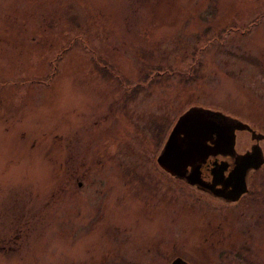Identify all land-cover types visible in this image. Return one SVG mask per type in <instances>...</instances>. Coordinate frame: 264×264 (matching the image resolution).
<instances>
[{"label":"rangeland","instance_id":"obj_1","mask_svg":"<svg viewBox=\"0 0 264 264\" xmlns=\"http://www.w3.org/2000/svg\"><path fill=\"white\" fill-rule=\"evenodd\" d=\"M189 107L264 133V0H0V264H264V164L230 208L156 164Z\"/></svg>","mask_w":264,"mask_h":264},{"label":"water","instance_id":"obj_2","mask_svg":"<svg viewBox=\"0 0 264 264\" xmlns=\"http://www.w3.org/2000/svg\"><path fill=\"white\" fill-rule=\"evenodd\" d=\"M245 126L250 127L245 121L228 117L221 110L189 107L170 127L155 158L156 164L172 177L206 190L216 198H219V189L215 186L218 182L221 185L234 186L226 195L233 199L246 189L249 170L264 161L260 149L252 147L251 150L239 154L232 169L222 178L214 170L209 183L199 180L198 166L208 154H215V147L221 144L230 151L235 136L234 128ZM187 166L188 172L185 171ZM168 264L187 263L175 257Z\"/></svg>","mask_w":264,"mask_h":264},{"label":"flooded vegetation","instance_id":"obj_3","mask_svg":"<svg viewBox=\"0 0 264 264\" xmlns=\"http://www.w3.org/2000/svg\"><path fill=\"white\" fill-rule=\"evenodd\" d=\"M242 129L245 130L247 134H249V140L247 144H245L242 147V150L237 149L236 146L234 145L235 144V136H234V141L232 143L233 146L230 149V151L226 150V146L223 144H221L219 147H215V154H208L198 166V177L201 182L209 183L212 179V172H214V170L217 172V176H220L221 178L224 177L232 169V166L234 165L235 159L238 157V155L241 154L242 152H247L251 150L252 147H256L258 149L260 147L261 155L264 157V149L259 143L260 141L262 144L264 143V133H258V130H256L255 128L251 126L250 127L245 126ZM206 143L211 145L209 141H206ZM261 164H264V161L260 163L256 168L250 169L247 174V177L251 173H253L255 170H257ZM185 171L186 172L189 171L188 166L185 168ZM176 180L182 183L181 185L183 186L186 185L190 187V189H193L194 191L199 192L201 197H207V199L212 198L213 200L220 202L221 208L223 207L230 208V207L238 206V204H241V203L249 204L253 201V199L246 197V195H249L251 192V188H249V181H247V184L245 187L246 189L242 193L237 195L235 198L230 199V198H227L226 196L227 194H229L230 191H232L231 190L232 187H230V185H221L218 182V184H216L215 186L218 187L219 189V198H216L212 196L208 191L199 189L195 185L187 184L182 179H176ZM196 196L198 198L199 195H196ZM260 200L262 201L264 200V198H260ZM254 220L251 222L252 224H256L257 228H261L264 225V219L258 220L256 217V219ZM242 224L243 225L241 227L244 229H246L249 226V223H246V222ZM228 242H229L228 243L229 246H234V244L231 243V241H228ZM237 242L239 244V240H237ZM240 242L241 243L238 245L236 252L239 253L242 262L244 264H254L252 263L250 257L247 258L248 262L246 263L247 261V260L245 261L246 258L242 257L241 253L239 252L242 246L247 245L248 248H251V243L249 241V238L248 237H246V239L243 238L242 240H240ZM187 264H190V263H187Z\"/></svg>","mask_w":264,"mask_h":264},{"label":"trees","instance_id":"obj_4","mask_svg":"<svg viewBox=\"0 0 264 264\" xmlns=\"http://www.w3.org/2000/svg\"><path fill=\"white\" fill-rule=\"evenodd\" d=\"M99 69L100 68L96 67L97 71H99ZM151 80H154V79L150 78L147 80V76H145L143 79L140 77V80H138V81H140V83L137 82L139 84L132 85L130 87V89L126 92V97L133 98L134 93L139 89V86H141L143 82L148 83V81H151ZM166 126H167L166 124H163V123L155 120L154 118H150L149 123L147 124V127H148L147 129H148V131H151V133L153 135H156L154 138L155 139L157 138L158 142H160V140L163 136V133L166 130Z\"/></svg>","mask_w":264,"mask_h":264},{"label":"bare ground","instance_id":"obj_5","mask_svg":"<svg viewBox=\"0 0 264 264\" xmlns=\"http://www.w3.org/2000/svg\"><path fill=\"white\" fill-rule=\"evenodd\" d=\"M234 187V186H233ZM233 187L231 188V190H233Z\"/></svg>","mask_w":264,"mask_h":264}]
</instances>
